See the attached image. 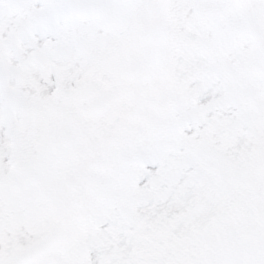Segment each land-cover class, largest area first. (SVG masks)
I'll return each mask as SVG.
<instances>
[{
  "label": "snow or ice",
  "instance_id": "1",
  "mask_svg": "<svg viewBox=\"0 0 264 264\" xmlns=\"http://www.w3.org/2000/svg\"><path fill=\"white\" fill-rule=\"evenodd\" d=\"M0 264H264V0H0Z\"/></svg>",
  "mask_w": 264,
  "mask_h": 264
}]
</instances>
